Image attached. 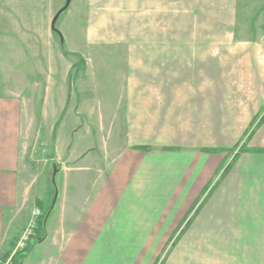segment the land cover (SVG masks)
I'll use <instances>...</instances> for the list:
<instances>
[{
  "label": "crops",
  "instance_id": "0c3cea01",
  "mask_svg": "<svg viewBox=\"0 0 264 264\" xmlns=\"http://www.w3.org/2000/svg\"><path fill=\"white\" fill-rule=\"evenodd\" d=\"M87 1L89 34L100 33L101 19L123 2L124 9L134 12L131 16L138 12L140 34L155 37L139 42L91 38L90 44L125 45L131 52V85L122 92L129 98L130 147L119 154L120 167L93 187L86 207L79 204V184L61 185L59 191L47 188L44 200L51 197L53 205L47 235L32 247L28 264H149V241L165 242L150 264L180 241L225 243L233 257L227 264H264V227L255 222L264 217V0ZM64 12L61 31L69 51L79 54V0H71ZM1 16V65L15 69L11 79L0 80H14L18 57L30 67L37 61L27 87L33 99L50 91L56 75L59 83L68 80L73 67L56 49L53 10L41 17L50 39L44 51L37 25L21 24L12 10ZM181 17L187 19L188 33L204 38H157L179 32ZM194 26L197 30L190 29ZM243 26L244 31L239 29ZM237 30L247 35L238 37ZM20 34L27 35L26 48L17 42ZM212 34L219 38H210ZM36 75L44 77L42 84ZM32 114L31 101L25 108L22 94L0 89V257L12 251L32 219L21 192L29 130L36 123ZM149 185L156 209L177 217L172 227L157 218L148 223L141 214L131 221L130 203L138 200L146 207ZM241 217L249 221L250 232L232 231L245 226L237 220ZM206 226L214 231L207 232Z\"/></svg>",
  "mask_w": 264,
  "mask_h": 264
},
{
  "label": "rangeland",
  "instance_id": "374dc122",
  "mask_svg": "<svg viewBox=\"0 0 264 264\" xmlns=\"http://www.w3.org/2000/svg\"><path fill=\"white\" fill-rule=\"evenodd\" d=\"M122 3H118L120 6L118 9L109 10L108 17L101 19L105 22L101 23L100 33L89 34L87 32L89 27L88 1L79 0V54L69 51L68 42L61 31L66 12L60 16L56 29L61 33V37L53 34L54 41L58 52H63V57L73 68L67 81L62 80L59 83L60 78L56 75L50 85V91L43 90L34 99L28 95L27 87L29 80L33 78L34 64L38 69L37 61L33 62L30 67L27 62L18 57L15 64L19 71L12 81L9 80L11 79L9 74H12L15 68L12 69L9 65L3 66L0 61V79L9 77L6 81L0 80V89H13L17 94H22L25 108L31 101V108L35 110V114L31 117L35 116L36 123L30 127L27 141V167L21 176V192L25 195L23 197L24 211L32 217L38 209L35 200L37 198L44 200L46 190L50 186H54L59 191L61 185L79 184V204L82 203L86 207L91 201L93 187L99 186L102 175H107L111 170L120 167L119 154L125 148L130 147L131 135L127 122L129 98L122 97V92L131 85L127 73V63L131 52L125 45L90 44L93 37L98 38L99 41L135 42L155 37V35L140 34L138 12H136L137 16H131L134 12L124 9ZM64 4L65 2L62 4L57 0H0V18L3 17L1 16L3 12L12 10L21 24L37 25L35 30L37 39L43 47L50 42V39L44 33V27L40 26L41 17L44 19L50 10L54 11L55 16ZM178 29L179 32L157 35V38L179 41L204 38V34L196 31L188 33L186 18H180ZM190 29L197 30V27ZM239 29L244 31L246 27ZM237 32L238 37L247 35L245 32L240 33L239 30ZM26 36L20 34V39L17 41L25 48L28 42ZM248 36L251 37V35ZM209 37L219 38V35L212 34ZM1 52L3 51L0 50ZM22 52L25 53V51ZM43 55L48 57L45 52ZM39 79L42 84L44 77L36 75V81ZM60 84L65 86L64 89H60ZM117 93L121 97L117 96ZM57 157L60 159L57 160ZM70 173H73V177L69 176ZM152 186H148L146 207L138 200L130 203L132 206L129 210L131 221L134 223L141 214L148 223L157 218V221L164 227H172L177 217L173 216L169 210L156 209L158 201H155ZM234 212L228 211V213ZM229 219L235 220L236 218ZM256 219L255 222L264 227V217L259 216ZM237 220L245 226L239 229L233 228V232H250L246 225L249 221L246 218L241 217ZM26 227L20 232L17 242ZM199 227L202 228V226ZM211 228L206 226L207 232H213L214 228L212 230ZM195 230L196 227H192L191 231ZM162 233L164 237L167 236L166 233ZM153 234L160 236V233ZM146 244L150 264L151 260L159 255L165 242L149 241ZM29 254V252L26 254L27 258ZM229 257L231 258L225 243L180 241L174 245L170 244L161 260L166 264H227L228 261H233V257L231 259ZM25 264H28V260Z\"/></svg>",
  "mask_w": 264,
  "mask_h": 264
},
{
  "label": "trees",
  "instance_id": "16d2710c",
  "mask_svg": "<svg viewBox=\"0 0 264 264\" xmlns=\"http://www.w3.org/2000/svg\"><path fill=\"white\" fill-rule=\"evenodd\" d=\"M55 34L60 36V33L55 32ZM64 53L67 54L66 51H64ZM142 150H145V149H142ZM227 169H228V167L225 169V171ZM50 187L52 188V186H50ZM52 193L54 194V192L52 190H50V194H52ZM50 198H48L47 200L37 199L36 206L40 210L41 214L36 219V226H35L34 232L29 237L28 241L26 242L25 247L22 250L17 251L15 253V255L13 256L12 264H21V262L26 258V254L28 252L29 253L31 252L34 244L36 242H38L39 240H43L46 238V235H47L46 226H47V222H48L50 215H51V206H52L51 205L52 200ZM195 206H194V208H195ZM193 211H194V209L191 212H193ZM15 246H16V243H14L12 250L14 249ZM11 252L12 251H10L8 254H6V256H4L3 258L8 257L11 254ZM154 264H163L161 257H158Z\"/></svg>",
  "mask_w": 264,
  "mask_h": 264
},
{
  "label": "built area",
  "instance_id": "2783aa9c",
  "mask_svg": "<svg viewBox=\"0 0 264 264\" xmlns=\"http://www.w3.org/2000/svg\"><path fill=\"white\" fill-rule=\"evenodd\" d=\"M40 214H41L40 210L36 209L32 219L28 223L24 233L22 234L20 240L16 243V246L12 250L11 254L6 258H0V264H12V258L15 255V253L19 250H22L25 247L29 237L33 234L36 226V219L39 217Z\"/></svg>",
  "mask_w": 264,
  "mask_h": 264
},
{
  "label": "water",
  "instance_id": "95a60500",
  "mask_svg": "<svg viewBox=\"0 0 264 264\" xmlns=\"http://www.w3.org/2000/svg\"><path fill=\"white\" fill-rule=\"evenodd\" d=\"M70 3H71V0H66V3H65V5H64V7H63L62 9H60V10L57 12V14L55 15V17L53 18V21H52V29H53L54 32L59 33V32L57 31V29H56V23H57V21H58L60 15H61L65 10H67V8L69 7ZM60 37H61V36H60ZM54 202H55V201H54ZM52 208H53V205L51 206V209H52Z\"/></svg>",
  "mask_w": 264,
  "mask_h": 264
}]
</instances>
